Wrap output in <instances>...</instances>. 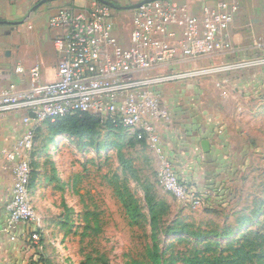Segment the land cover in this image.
<instances>
[{"label": "built area", "instance_id": "obj_1", "mask_svg": "<svg viewBox=\"0 0 264 264\" xmlns=\"http://www.w3.org/2000/svg\"><path fill=\"white\" fill-rule=\"evenodd\" d=\"M240 9L239 0H225L195 15L179 0L151 2L134 10L129 47L115 35L113 8L99 1L93 0L84 8L63 9L51 17L49 27L63 31L54 41L60 54L56 80L44 83L37 64L29 69L30 90L21 92L16 83L0 90V117L24 111L27 126L22 137L4 153L14 165L4 232L10 235L20 224L34 227L29 241L40 248L38 230L42 222L30 188L36 129L47 121L79 113L111 121L145 141L159 159L158 178L165 191L184 205H199L196 191L179 178L160 147L155 122L167 121L169 111L154 89L219 72L264 69L263 42L258 44L257 56L242 62L200 69L172 68L177 60L187 64L230 50L227 32ZM173 27L182 34L179 39ZM169 39H176L172 46L167 44ZM17 72L24 69L19 67Z\"/></svg>", "mask_w": 264, "mask_h": 264}, {"label": "crops", "instance_id": "obj_2", "mask_svg": "<svg viewBox=\"0 0 264 264\" xmlns=\"http://www.w3.org/2000/svg\"><path fill=\"white\" fill-rule=\"evenodd\" d=\"M41 1L0 0V23L6 22L0 24V90L11 83H16L21 92L30 90L29 69L37 64L41 67L44 83L55 81L60 54L54 41L63 31L52 30L49 20L63 9L84 8L93 0H56L31 12ZM105 1L113 8L115 35L129 47L131 31L126 37L122 31L127 26V18L131 20L132 29L134 10L127 7L145 0ZM223 1L179 0L195 15H201L205 7H218ZM239 2L241 9L227 32L230 50L187 64H180L177 60L172 68L200 69L238 63L257 56L258 44L264 43V0ZM173 30H177L179 39L182 34L175 27ZM176 39H169L167 44L172 46ZM19 67L24 69L23 73L17 72ZM154 91L169 111L167 121L155 122L159 144L174 168L186 176L183 180L202 187L199 184L202 179L215 182L218 175L235 173L234 169H229L234 166L229 159L235 158L232 151L236 138L246 126L242 123L243 118L248 116L264 122V69L219 72L165 85ZM24 115V111H14L0 117V264H28V258H34L36 254V248L29 241L34 227L20 224L12 234L4 232L14 184V165L7 161L4 153L27 129ZM205 141L209 144L208 152L202 147ZM145 146L152 158L158 160L147 144ZM41 178V175L36 176L31 186L33 202L44 197L46 188L41 184ZM58 198L63 200V195ZM52 204L58 203L53 201Z\"/></svg>", "mask_w": 264, "mask_h": 264}, {"label": "rangeland", "instance_id": "obj_3", "mask_svg": "<svg viewBox=\"0 0 264 264\" xmlns=\"http://www.w3.org/2000/svg\"><path fill=\"white\" fill-rule=\"evenodd\" d=\"M125 21L127 26L122 32L126 37L132 29L131 20ZM243 122L246 126L236 138L232 151L235 158L229 159L234 163L229 169H234L235 173L218 175L215 182L202 179L199 183L202 187L187 182L199 197L200 204L195 208L184 205L165 191L158 178L159 159L154 160L144 144L106 128L99 129L93 140L67 135L53 139L48 124L41 125L36 131L31 160L34 176L41 175L46 191L42 200L33 202L42 222L38 230L41 241L39 249L33 245L36 254L28 258V264H84L87 255L105 256L108 264L145 260L152 244L150 226L144 219L131 222L120 197L124 194L127 198L130 192L141 200L143 182L151 183L159 198L167 202L170 198L172 215L198 226L206 227L210 223L215 224L213 228H221L233 213L253 209L252 203L264 198V122L248 116ZM118 146H122L125 156L133 161L140 182L123 173L117 157ZM175 172L182 180L186 179L176 169ZM59 195H63V200ZM53 201L58 204H52ZM142 208L146 212L144 205ZM208 210L219 214L208 213ZM88 211L98 214V234L85 230L84 214ZM171 243L175 247L168 250L167 257L172 251L185 252L192 247V244L186 246L175 238L162 236L163 250ZM225 244L223 242V246Z\"/></svg>", "mask_w": 264, "mask_h": 264}, {"label": "trees", "instance_id": "obj_4", "mask_svg": "<svg viewBox=\"0 0 264 264\" xmlns=\"http://www.w3.org/2000/svg\"><path fill=\"white\" fill-rule=\"evenodd\" d=\"M43 124H48L53 139L55 136L67 135L76 138L88 137L93 140L99 129L106 128L109 132L119 131L126 138L146 144L145 141L138 140L137 136L129 135L123 128L116 127L111 121H102L98 116L85 113L68 116L55 122L47 121ZM53 139L51 142L54 141ZM122 149V146H118L117 157L123 173L140 182L133 161L125 156ZM33 176L30 188L34 184L36 175ZM140 186L143 190L141 200L130 192L127 198L124 194L120 195L131 222L136 223L144 219L151 231L152 244L147 249L145 260L133 261L131 264H178L179 262L182 264H264V198L254 201L253 209H242L228 216L223 227L213 228L211 226L215 224L209 223L206 227L198 226L178 215H172L170 203L158 197L151 183L143 182ZM143 205L146 207V212L143 211ZM207 212L219 214L216 210ZM230 218L234 220L230 221ZM84 222L86 231L98 234L97 213L86 212ZM162 236L175 238V241L185 243L186 246L192 244V247L185 252L172 251L167 257L168 250L175 247V244L171 243L163 250ZM192 240H195V243H192ZM223 242H226L224 246ZM86 259L84 264H108L105 256L87 255Z\"/></svg>", "mask_w": 264, "mask_h": 264}, {"label": "water", "instance_id": "obj_5", "mask_svg": "<svg viewBox=\"0 0 264 264\" xmlns=\"http://www.w3.org/2000/svg\"><path fill=\"white\" fill-rule=\"evenodd\" d=\"M52 1H56V0H43V1H41V2L38 3L36 6L33 7V9L31 10V12H34V11L37 10L40 6H42L43 4H45V3H47V2H52ZM96 1H99V2H101V3H103V4H105V5L111 6L110 3L107 2V1H105V0H96ZM155 1H159V0H145V1L141 2V3H139V4L129 6V7H127V9H130V10H136V9H138V8L144 6V5H147V4H149V3H151V2H155ZM1 23L4 24V23H6V22H1ZM1 23H0V24H1ZM202 147H203V150H204L205 152H208V150H209V144H208V142H206V141L203 142Z\"/></svg>", "mask_w": 264, "mask_h": 264}]
</instances>
